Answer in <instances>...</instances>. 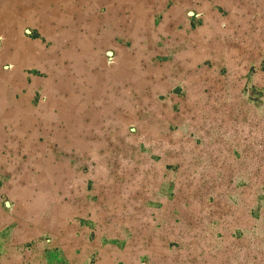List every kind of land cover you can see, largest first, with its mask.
Returning a JSON list of instances; mask_svg holds the SVG:
<instances>
[{
    "label": "rangeland",
    "instance_id": "obj_1",
    "mask_svg": "<svg viewBox=\"0 0 264 264\" xmlns=\"http://www.w3.org/2000/svg\"><path fill=\"white\" fill-rule=\"evenodd\" d=\"M41 242L264 264V0H0V264Z\"/></svg>",
    "mask_w": 264,
    "mask_h": 264
},
{
    "label": "crops",
    "instance_id": "obj_2",
    "mask_svg": "<svg viewBox=\"0 0 264 264\" xmlns=\"http://www.w3.org/2000/svg\"><path fill=\"white\" fill-rule=\"evenodd\" d=\"M49 166H55L54 164L53 165H49ZM78 173V172H77ZM46 174H49V173H46ZM45 174V175H46ZM51 174H53L52 172H51ZM63 177V176H62ZM50 178V177H49ZM49 178L47 177V179H46V182H45V184H44V193H43V195H42V197L41 198H39L40 200H42L43 198V202H44V204L45 203H47V200L48 199H50L51 201H52V206H53V208H55L54 209V211H53V214H54V216H56V218H54V222H53V224H55L56 222H58V223H63L64 222V220H65V216L66 215H68L69 213H71L73 210L71 209V208H69L68 207V205H66L65 203H60V202H58L57 201V198L55 197V194H54V191H52L50 188V183H49ZM71 180L72 181H75L76 183H78V181H80L81 180V177H80V175H76V176H74V175H72L71 176ZM75 195V194H74ZM77 195V196H76ZM75 196H76V198L77 197H79V198H81V196H82V193H79V194H76ZM73 198L74 197H72V200H73ZM71 200V201H72ZM36 201H37V199H36ZM42 202H39V203H37L38 205H40ZM36 204V203H35ZM54 205H55V207H54ZM37 206V205H36ZM35 220H37V219H35ZM37 221H39V220H37ZM66 225H67V223H65ZM65 224L63 225V227H64V229L68 232V226H67V229L65 228ZM33 228H35V225L34 224H32V227H31V232L34 230ZM64 234V233H63ZM65 238H68V236H65ZM63 239V238H62ZM41 243H43V242H41ZM38 244V245H32L31 246V264L33 263L34 264V262H35V264H40L39 263V261H37L36 260V257H35V255L36 254H38L39 253V255L41 254V251H43V248H45V247H49L50 245L49 244H45V243H43V244ZM35 248L37 249V251H35ZM12 258L13 257H15L16 256V254L14 253V252H12ZM38 257V256H37ZM35 259V260H34ZM8 262V261H7ZM8 264V263H7ZM10 264H12V262H10Z\"/></svg>",
    "mask_w": 264,
    "mask_h": 264
}]
</instances>
